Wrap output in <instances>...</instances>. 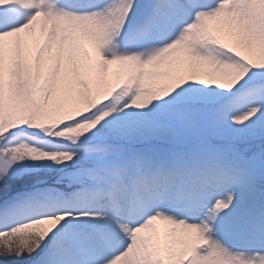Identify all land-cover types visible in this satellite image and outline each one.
Segmentation results:
<instances>
[{"label": "snow or ice", "instance_id": "snow-or-ice-1", "mask_svg": "<svg viewBox=\"0 0 264 264\" xmlns=\"http://www.w3.org/2000/svg\"><path fill=\"white\" fill-rule=\"evenodd\" d=\"M0 264H264V0H0Z\"/></svg>", "mask_w": 264, "mask_h": 264}]
</instances>
